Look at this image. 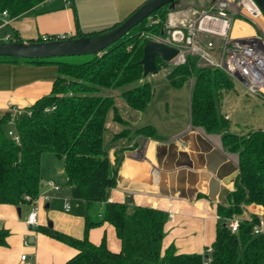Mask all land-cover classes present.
Masks as SVG:
<instances>
[{
  "label": "trees",
  "instance_id": "16d2710c",
  "mask_svg": "<svg viewBox=\"0 0 264 264\" xmlns=\"http://www.w3.org/2000/svg\"><path fill=\"white\" fill-rule=\"evenodd\" d=\"M42 0H0V11L15 17ZM168 4L155 9L146 19L133 25L117 40L90 57L79 61L47 58H22L33 63H53L57 73L47 95L36 99L12 119L15 143L4 126L9 113L0 117V204L18 206L23 197H35L40 188L41 157L51 153L62 160V170L71 198L85 203L83 235L80 239L40 227L46 235L77 250L63 264H201V253H178L168 245L161 250L163 224L167 215L157 209L141 206L128 207L124 203L107 202L106 191L115 185V169L110 166L108 145L105 141V118L114 110L113 97L101 95V89H115L126 85L120 97L128 107L143 111L153 94L145 81L138 60L147 30L159 32L167 14ZM110 26L88 32L103 31ZM2 20L0 19V24ZM65 36L64 34H62ZM67 37V36H65ZM56 38L37 36L36 40ZM8 40L21 39L15 32ZM196 55L187 54L183 62L174 64L165 74L166 82L179 88L190 79V125L207 133H220L224 150L237 156V176L233 189L226 194L227 203H217L214 239L210 243L208 264H264V234H253L258 217L241 216V206L254 203L262 206L264 222V129L244 133L229 130L227 119L219 110V90L230 88L231 79L219 68L196 65ZM156 67L166 62L154 57ZM142 82L139 83V79ZM118 121V115L113 113ZM145 136L157 138L153 127L141 126L133 131L121 129L111 140L122 137ZM239 216L236 231H230L226 219ZM113 227L120 242L117 252L105 245L102 236L98 244L91 243L87 232L103 223ZM4 230H0V245L5 244Z\"/></svg>",
  "mask_w": 264,
  "mask_h": 264
},
{
  "label": "crops",
  "instance_id": "0c3cea01",
  "mask_svg": "<svg viewBox=\"0 0 264 264\" xmlns=\"http://www.w3.org/2000/svg\"><path fill=\"white\" fill-rule=\"evenodd\" d=\"M142 1L144 0H42L18 16L6 17L0 24L3 33L0 34V39L6 40L8 34L13 32L21 39H34L37 36H71L77 30H99L121 21ZM177 2L180 6H195L188 4L187 0ZM236 28L238 30L239 26L236 25ZM56 73V65L53 63H33L0 57V117L8 112L9 118L10 115L14 118L36 99L47 95ZM235 86L231 91H234ZM188 87L189 84H184L174 88L186 91L183 97L185 108H179V115L178 112H170L169 116L164 97L157 102L154 100L153 104L158 103L159 111L155 108L151 121H145L144 125L153 127L157 138L125 136L111 140L112 135L121 129L133 131L143 126L141 114L127 106L120 97V91L114 94V110L109 109L105 118L104 138L108 145V159L111 168L115 169V185L106 191V201L124 203L128 207H150L165 213L167 217L163 224L161 250L171 245L176 254H200L210 245L218 219L216 205L227 203L225 196L233 189L236 177L226 184L221 180L228 181L237 173L232 171V166L237 167V156L223 149L220 133H207L190 125ZM227 94L225 92L223 96ZM152 98L153 96L147 107ZM174 106L175 103L172 102L171 108ZM219 110L225 118L228 117L224 101ZM114 112L118 115V121L113 119ZM176 117L181 118V125L168 129L170 120ZM8 124L12 125V122L9 121ZM229 130L235 132L230 128ZM247 131L249 130L235 133ZM43 167L42 165L40 170L39 193L49 197L37 210L36 226L30 227L24 222L31 208L29 202L18 206L0 204V230L6 232L5 244L0 245V264H63L77 252L75 248L39 229L50 228L80 239L85 215V203L68 194L69 186L62 165L52 172H44ZM219 174L222 179L217 182L226 193L215 195L211 200L207 196L209 180L216 179ZM47 179L65 186L63 192L46 188L43 182ZM64 197L69 205L68 211L63 208ZM241 210L243 217L263 212L262 206L254 203L242 205ZM47 222L51 223L50 227ZM102 236L108 250H119L120 242L108 223L92 227L87 232V238L93 244H98Z\"/></svg>",
  "mask_w": 264,
  "mask_h": 264
},
{
  "label": "built area",
  "instance_id": "2783aa9c",
  "mask_svg": "<svg viewBox=\"0 0 264 264\" xmlns=\"http://www.w3.org/2000/svg\"><path fill=\"white\" fill-rule=\"evenodd\" d=\"M65 1L69 2V0ZM241 11L242 7L232 5L230 0H214L206 8L200 9L186 6L185 9L167 13L161 32L145 31L143 35L146 39L175 47L177 52L171 62L173 65L183 62L187 54L196 55L206 65L221 69L232 81L240 83L246 95L264 100V50L260 47L261 41L253 36L233 38L227 33L228 19L230 20L236 12ZM258 13L259 11L256 14ZM6 17L8 18L6 10L0 11V19L3 22ZM61 37L64 36L61 35ZM12 111L15 112V109ZM12 119L10 115L9 121L12 122ZM6 134L18 143V136L13 130H8ZM43 185L53 191L60 190L51 179L45 180ZM48 197L42 193H38L35 197L29 195L23 197L31 205L24 220L27 226L37 225V210ZM63 208L64 211L69 210L65 197ZM261 215H256L258 222L252 227L253 234H264V222ZM239 220V216L228 218L225 226L234 232ZM210 252V246H206L201 251V264H208ZM23 258L24 255L21 256V259Z\"/></svg>",
  "mask_w": 264,
  "mask_h": 264
},
{
  "label": "rangeland",
  "instance_id": "374dc122",
  "mask_svg": "<svg viewBox=\"0 0 264 264\" xmlns=\"http://www.w3.org/2000/svg\"><path fill=\"white\" fill-rule=\"evenodd\" d=\"M174 1L176 2H172L171 4L167 5L166 7L167 13L169 11L186 8V6L184 5L180 6L178 4L179 2H177L178 0H174ZM212 1L214 0H187V3L191 5H195L191 7L200 9V8H206L207 5H209ZM230 1L232 2V5H235L236 7H239V8L242 7L243 5V0H230ZM206 3L208 4L206 5ZM196 5H199L201 7L199 8V6H196ZM187 6H190V5H187ZM202 6H205V7H202ZM235 17H236V20L234 24L233 21ZM157 19L158 18L155 15L149 16L146 19V23L148 24L155 23ZM228 24H229V27H228L227 33L229 36L233 38L238 37V36L240 38L246 37L244 35L253 36L257 38L259 41H261V43L259 44H260V47L264 50V18L260 13L254 14L250 11L249 12L246 11L242 7L241 12H236V14L233 15L230 20L228 19ZM236 25L239 26L238 30L236 28ZM240 25L243 27L241 28ZM248 29H250L251 31L249 32ZM147 32H154V31L149 29L147 30ZM0 34H3L2 29H0ZM216 44H218L217 41H216ZM90 56L91 54L90 55L89 54H77V55L52 56L49 58L67 60V61H79V60L84 59L85 57H90ZM0 57L13 58L12 56H0ZM17 59L20 60L22 58L17 57ZM195 62H196V65H206L200 59H197ZM172 65L173 64L169 62H167L165 65H159V67H157L156 73L147 74L144 76L145 81L147 79V82H149L152 86L153 98L150 102L149 107H147L143 111H136L137 114H141L140 116L141 125L143 126L146 123L145 121H148L149 119L151 121V115H152V112L155 110V108L157 112L159 111L158 103L157 105L153 104L154 100H156L157 102L158 99H160L161 97H164L163 101L165 102V104L168 105L167 109H168L169 116H170V112L172 114H177L178 112V115H179L181 114V112L179 111V108L181 109L182 106L185 108V106L183 105V97L185 96L186 91L183 88L174 89L166 83L165 74L168 72V70L170 69ZM140 82H142V78L139 79V83ZM190 82H191L190 79H188V82H185V84H189V87H188L189 91H190ZM231 82H232L231 84L232 86L230 88H227V89L223 88L219 90L220 96H219V102H218L219 107H221L222 101H224V106L226 107L225 111H227V115H228L227 117L228 119L226 118L227 119L226 121L228 122V128L232 129L235 132H238V131H246V130L255 129L257 127H264V100L258 97L246 95L240 83H237L236 81H232V79H231ZM132 85L133 84L115 88V89H101L100 94L111 96L113 97V100H115L114 94L117 93V91L121 92L127 89L128 86L131 87ZM234 85H236L235 89L234 91H231ZM225 92H227L228 94L226 96H223ZM175 97H178V99H175ZM172 102L175 103L174 108H171ZM181 122H182L181 118L179 117H176L174 120H170L168 129L181 125ZM4 129L6 131L7 129L12 130L13 126L11 124H6L4 126ZM41 164L44 166L43 167L44 172H52L54 171L55 168H59L62 165V160L57 158L53 154L48 153V154L43 155V157H41ZM57 185L59 186L60 190L54 191V192H63L62 190L65 188V186L61 184L60 185L57 184ZM261 219H262V216H261Z\"/></svg>",
  "mask_w": 264,
  "mask_h": 264
},
{
  "label": "water",
  "instance_id": "95a60500",
  "mask_svg": "<svg viewBox=\"0 0 264 264\" xmlns=\"http://www.w3.org/2000/svg\"><path fill=\"white\" fill-rule=\"evenodd\" d=\"M251 3L258 9L259 13L264 18V0H250ZM174 0H144L136 6L127 16L115 25L92 34L78 33L76 36H67L51 39H19V40H0V56H12L13 58H47L61 55H77V54H92L99 52L109 44L117 40L133 25L141 21L143 18L150 15L152 11L163 6L171 4ZM161 32V30H160ZM177 49L173 46L161 43L153 39H146L142 45V54L138 63L142 68V75L154 74L157 72V67L154 62V57H159L166 63L172 62ZM232 171H237L236 166H232ZM226 180H221V175H216V179L209 180L207 196L213 200L215 195L226 193V190L218 184V180L226 184L236 177ZM131 201V198L128 199ZM50 227L51 223L47 222Z\"/></svg>",
  "mask_w": 264,
  "mask_h": 264
},
{
  "label": "bare ground",
  "instance_id": "6f19581e",
  "mask_svg": "<svg viewBox=\"0 0 264 264\" xmlns=\"http://www.w3.org/2000/svg\"><path fill=\"white\" fill-rule=\"evenodd\" d=\"M242 7L246 10V11H250L254 14H256L258 12V10L254 7V5L250 2V0H243V5ZM247 36V35H244Z\"/></svg>",
  "mask_w": 264,
  "mask_h": 264
}]
</instances>
